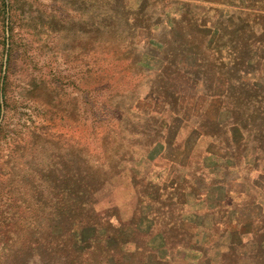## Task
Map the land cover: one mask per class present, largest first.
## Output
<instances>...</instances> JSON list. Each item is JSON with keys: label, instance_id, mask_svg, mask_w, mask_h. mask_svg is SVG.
I'll return each mask as SVG.
<instances>
[{"label": "trees", "instance_id": "obj_1", "mask_svg": "<svg viewBox=\"0 0 264 264\" xmlns=\"http://www.w3.org/2000/svg\"><path fill=\"white\" fill-rule=\"evenodd\" d=\"M114 2L112 16L121 28L124 12L132 8L128 2ZM204 7L208 10H191L190 5L174 9L170 0H148L133 10L135 18L142 16L148 22L143 29L149 48L143 55L149 56L151 69L145 72L143 64L137 66L141 73L153 76L151 92L144 101L154 128L145 134L153 135L162 148L155 158L139 159L147 161L150 171L158 169L152 193L137 192L133 211L126 208L121 212L116 204L101 205L98 198L111 183L112 178L104 174L107 169L100 166L91 174L63 164L62 170L50 172L46 186L32 190V214H24L28 208L23 207V200L15 205L4 202L5 208L0 210V264H173L177 258L186 259L185 252L196 247L201 249L196 263L203 257L206 264H213L212 258L223 251V243L237 257L246 234L250 235L245 244L254 247L249 255L264 264V202L257 201L264 195V56L251 54L257 44L264 43V25L257 38L243 15L232 19L218 5ZM211 12L213 16H209ZM120 50L119 43H110L108 54L100 60L112 63ZM137 61L140 63V57ZM154 94L159 99H153ZM193 136L194 146L190 145ZM205 141L207 148L198 150V144ZM214 145L225 154L212 152ZM165 150L180 154L178 160L165 156ZM128 155L129 163L137 160L132 153ZM146 179L143 175L136 187H142ZM232 195L245 196L244 205L257 207L258 215L217 217L227 212L223 208H229ZM190 197L207 209L212 218L207 225L196 217L176 216L181 209L176 210L175 200ZM145 198L159 204L156 218L145 212ZM221 225L224 229L218 234L216 227ZM190 226L204 238L201 236L194 246L178 233L188 232ZM161 228L167 230L162 238L166 251L150 242Z\"/></svg>", "mask_w": 264, "mask_h": 264}, {"label": "rangeland", "instance_id": "obj_2", "mask_svg": "<svg viewBox=\"0 0 264 264\" xmlns=\"http://www.w3.org/2000/svg\"><path fill=\"white\" fill-rule=\"evenodd\" d=\"M122 1L128 2L132 10L126 9L122 27L117 28L112 16L116 10L114 0H0V210L5 208V201L15 205L23 200V207L28 208L24 214H32V190L46 186L50 172L62 170L63 164L91 174L100 166L107 169L104 174L114 184L106 185L98 198L101 205L116 204L121 212L126 208L133 211L137 192L144 190V194H149L154 190L158 169L150 171L147 161L139 160L155 158L162 150L153 135L145 134L154 128L144 101L151 92L153 76L137 69L139 64L144 65L145 72L151 69L149 56L143 55L149 48V37L143 29L148 22L133 15V10L148 0ZM170 5L174 9L190 5L191 10H208L204 6L218 5L227 17L243 15L254 27L257 38L263 31L264 0H170ZM110 43H119L121 50L112 63H104L100 58L108 54ZM257 46L251 54L264 56V43ZM138 57L140 63L136 62ZM152 97L159 99L156 94ZM195 138H190V145L194 146ZM207 144L205 141L196 146L202 150ZM211 151L225 154L216 145ZM129 153L137 159L134 163L128 162ZM122 154L126 157L120 159ZM163 154L176 161L180 156L167 150ZM143 175L147 179L142 187H136ZM252 192L261 198L259 192ZM162 199H167L166 195ZM229 201V208H223L227 212L216 214L217 217L230 214L241 219L258 215L254 210L257 207L244 205L245 196L232 195ZM257 201L264 202V195ZM145 202L149 218H156L155 207L159 204L148 203L146 198ZM174 203L176 210L181 209L176 216L196 217L204 225L212 219L202 203L191 197ZM216 228L218 234L224 229L222 225ZM166 231L161 228L150 239L162 251H166L162 240ZM187 231L178 233H183L182 239L191 246L201 236L204 239L196 234V227L190 226ZM248 235L244 236L237 257L223 243V251L213 256L212 263L258 264L249 255L253 245L245 244ZM200 253L196 247L185 252L186 259L177 258L173 264H206L203 257L196 263Z\"/></svg>", "mask_w": 264, "mask_h": 264}]
</instances>
